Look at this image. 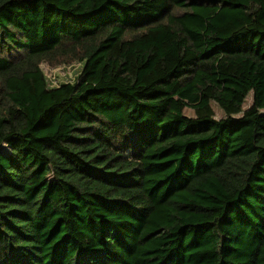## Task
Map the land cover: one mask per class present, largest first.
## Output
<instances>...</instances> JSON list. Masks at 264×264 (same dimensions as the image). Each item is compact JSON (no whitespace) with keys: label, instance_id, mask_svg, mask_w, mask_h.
Masks as SVG:
<instances>
[{"label":"trees","instance_id":"1","mask_svg":"<svg viewBox=\"0 0 264 264\" xmlns=\"http://www.w3.org/2000/svg\"><path fill=\"white\" fill-rule=\"evenodd\" d=\"M263 112L264 0H0V264H264Z\"/></svg>","mask_w":264,"mask_h":264},{"label":"rangeland","instance_id":"2","mask_svg":"<svg viewBox=\"0 0 264 264\" xmlns=\"http://www.w3.org/2000/svg\"><path fill=\"white\" fill-rule=\"evenodd\" d=\"M81 68L82 67L79 63H76L75 65H71V66L62 65L59 67H52L48 65L47 63H44L42 65V70L46 77L48 76L51 79L56 77L53 80L54 82H56L54 86H59L61 84L74 83L77 75L80 73ZM252 105H253V95L251 94L247 98L243 106V110L244 111L248 110L249 108L252 107ZM212 106L216 114V119H222L226 117L223 111L218 107L217 104L213 103ZM185 114L189 117H194V112L190 109H187L185 111ZM3 150L8 152V149L6 147H4Z\"/></svg>","mask_w":264,"mask_h":264},{"label":"built area","instance_id":"3","mask_svg":"<svg viewBox=\"0 0 264 264\" xmlns=\"http://www.w3.org/2000/svg\"><path fill=\"white\" fill-rule=\"evenodd\" d=\"M47 78L49 79V81H50V83H51V86H54V85L56 84V82L53 81L56 77L53 78V79H51V78H49V77L47 76Z\"/></svg>","mask_w":264,"mask_h":264}]
</instances>
